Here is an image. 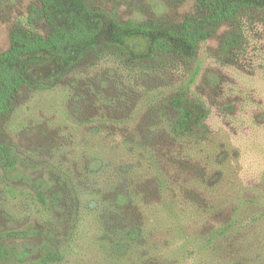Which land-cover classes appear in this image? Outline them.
<instances>
[{
    "label": "rangeland",
    "instance_id": "374dc122",
    "mask_svg": "<svg viewBox=\"0 0 264 264\" xmlns=\"http://www.w3.org/2000/svg\"><path fill=\"white\" fill-rule=\"evenodd\" d=\"M106 21L177 28L198 0H84ZM40 0H0L11 33L46 36ZM41 53L0 118V264H264V6L242 9L190 60L150 41ZM193 113L185 134L179 111ZM201 117V119H197Z\"/></svg>",
    "mask_w": 264,
    "mask_h": 264
},
{
    "label": "trees",
    "instance_id": "16d2710c",
    "mask_svg": "<svg viewBox=\"0 0 264 264\" xmlns=\"http://www.w3.org/2000/svg\"><path fill=\"white\" fill-rule=\"evenodd\" d=\"M39 13L46 20L49 33L42 36L26 29L11 33V47L0 53V118L11 112L17 93L28 81V65L41 53H49L63 63L73 60L72 52L85 55L96 49L105 35L109 47L128 53L126 40L142 36L150 41L148 53L135 57L142 63L151 57L192 60L201 42L212 37L216 30L230 22L242 9L264 6V0H198L205 14L198 19L186 20L177 28L152 24L106 21L103 13L92 9L84 0H40ZM183 94L173 98V107L179 117L173 127L177 134L190 129L193 113L182 103ZM197 119H201L198 117ZM10 154L0 144V162Z\"/></svg>",
    "mask_w": 264,
    "mask_h": 264
}]
</instances>
